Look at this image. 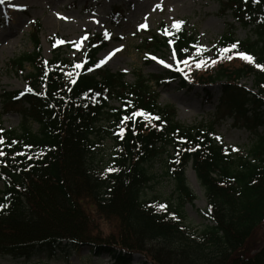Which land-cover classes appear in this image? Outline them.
I'll return each mask as SVG.
<instances>
[{"label":"trees","instance_id":"obj_1","mask_svg":"<svg viewBox=\"0 0 264 264\" xmlns=\"http://www.w3.org/2000/svg\"><path fill=\"white\" fill-rule=\"evenodd\" d=\"M228 12L254 38L239 41L230 25L211 50L214 69L190 72L189 84L205 88L207 103L215 97L209 87L221 92L214 120L194 126L177 121L175 108L160 105L155 90L162 80L190 86L181 73L156 78L138 73L129 83L125 74L97 68L107 46L101 34L89 40L81 67L64 56L62 46L46 62L36 30L33 51L9 62L27 90L5 96V111L22 113L20 127L6 130L0 122L1 258L53 255L66 244L87 247L97 258L109 255L110 264H133L138 253L153 264H264V246L250 248L264 223V132H257L264 127V69L255 66L264 65V0H226L223 14ZM160 31L144 40L146 51L172 44L179 59H188L198 49L195 34L185 26L171 37L164 25ZM221 48L230 51L221 54ZM238 52L254 62L233 66ZM27 66L31 72L26 73ZM249 77L255 94L239 84ZM137 111L147 115L132 117ZM242 115L247 122L253 118L249 128L257 132L245 155L217 138L219 121ZM98 130L113 145L102 171L93 167ZM163 153L170 157L165 173L174 181L177 199L148 203L142 194L152 180L150 168ZM190 166L208 202L204 217L210 222L196 229L185 214L186 202L195 200L186 175ZM103 222H115L118 231L107 234Z\"/></svg>","mask_w":264,"mask_h":264},{"label":"rangeland","instance_id":"obj_2","mask_svg":"<svg viewBox=\"0 0 264 264\" xmlns=\"http://www.w3.org/2000/svg\"><path fill=\"white\" fill-rule=\"evenodd\" d=\"M224 1L226 0H14L13 2L4 0L0 3V122L6 130L17 129L22 123V113L19 109L8 107V111H5L6 93L27 90L23 76L17 70H12L9 62L33 51L32 36L38 28L42 54L46 61L51 60L56 46H63L64 56L82 65L84 51L90 38L95 34L107 33L108 45L98 55L99 67L109 69L113 73L125 74L129 83L135 81L138 73L145 75L146 78L152 76L156 78L169 72H179L189 84L188 80L193 68L203 67L207 71L214 69L216 64L211 50L218 45L221 36L230 25L235 26V36L239 41H245L253 36L250 29L235 23L230 12L223 14ZM117 6H120L122 15L114 23L111 14ZM48 20L52 23H47ZM177 21L182 22L179 28L186 26L189 33L195 34L198 41V49L191 52L188 59H179L172 45L156 52L144 49V40L150 42L151 35L154 33L160 35L162 25L167 30V36H172L174 30H177L172 25ZM141 24H145L146 27L141 28ZM83 37L86 39H82ZM173 53H175L174 57ZM200 54L205 58L202 59ZM160 60L172 66L166 67L159 62ZM184 60L188 63H183ZM201 60L204 63L197 67V63ZM237 60L238 62L233 64L235 67L242 65V62L248 63L240 56H237ZM31 70L27 66L25 71L28 73ZM239 84L254 94L258 92L253 77L245 78ZM189 85L183 88L177 81L167 83L162 80L159 86L154 87L160 96V105L173 106L177 112V121L186 126L207 124L214 120L220 107V88L209 87L215 97L211 103H207L205 88ZM112 105L119 106V103L113 101ZM248 115L252 116L250 112ZM252 119L247 122L242 115L219 121L218 140L233 152L245 155L248 147L255 140V133L264 132L263 126L259 127L257 132L249 128L254 124ZM248 123L250 124L247 125ZM33 129L37 131L38 125L34 124ZM105 134L100 135L98 130L95 138L93 167L96 171L106 168L113 153V145L110 139L104 138ZM168 158L170 157L166 153L159 156L150 168L152 180L146 185L142 194L148 203L176 202L174 181L165 173ZM186 175L195 200L186 202L185 214L187 222L196 229L210 223L204 217L208 202L191 166ZM2 190L3 184L0 182V191ZM102 224L107 234L118 231L115 222ZM263 246L264 223L255 235L250 248L257 250ZM37 263L110 264L112 261L108 255L95 257L87 247L66 244L53 255L49 252L38 253L29 260L0 257V264ZM132 263L153 264L139 253L134 255Z\"/></svg>","mask_w":264,"mask_h":264},{"label":"snow or ice","instance_id":"obj_3","mask_svg":"<svg viewBox=\"0 0 264 264\" xmlns=\"http://www.w3.org/2000/svg\"><path fill=\"white\" fill-rule=\"evenodd\" d=\"M3 2H4V0H0V3H3ZM158 7H159V6H158ZM181 23H182L181 21H177V22H175V23L172 25V27H174V28H176V29L178 30V29H179V25H180ZM140 27H141V28H144V27H146V25H145V24H141ZM165 34H168V33H167V30H165ZM105 35L107 36L108 34L105 33ZM82 39H86V37H83ZM61 42H62V41H61ZM170 43H171V41H170ZM235 47H236V44H233V45L231 46V48H235ZM219 51H220L221 54H224V53H228V52L230 51V49H229V48H221ZM236 55H239L242 59H244V60H246V61H248V62H254L252 56L247 55V54H245V53H243V52H238V53H236ZM174 56H175V53H173V57H174ZM231 58H232L231 56L228 57V59H231ZM103 62H104V61H101V63H103ZM159 62H160L161 64H165V62H164L163 60H160ZM183 63L187 64L188 61H187V60H184ZM203 63H204V61L201 60L199 63H197V67H200ZM213 63H214V61H213ZM165 66H166V67H171L172 65H171V64H165ZM255 66H256L257 68L264 69V65L256 64ZM76 67L79 68V67H81V65H80V64H76ZM89 70H91V69H89ZM28 90L31 91V89H28ZM137 115H147V114H146V113L139 112V111H137V112H133V113H132V117H135V116H137ZM128 119H130V117H128V116H125V117H124V120H128ZM0 155H2V153H0ZM0 207H4V205H0Z\"/></svg>","mask_w":264,"mask_h":264},{"label":"bare ground","instance_id":"obj_4","mask_svg":"<svg viewBox=\"0 0 264 264\" xmlns=\"http://www.w3.org/2000/svg\"><path fill=\"white\" fill-rule=\"evenodd\" d=\"M14 0H11V2H13ZM47 23H52V21L51 20H48L47 21ZM1 46V45H0Z\"/></svg>","mask_w":264,"mask_h":264}]
</instances>
